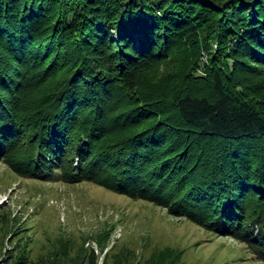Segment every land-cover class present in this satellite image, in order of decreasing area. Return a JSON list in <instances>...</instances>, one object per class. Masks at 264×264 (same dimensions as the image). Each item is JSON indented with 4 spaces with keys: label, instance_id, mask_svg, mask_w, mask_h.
I'll return each mask as SVG.
<instances>
[{
    "label": "trees",
    "instance_id": "1",
    "mask_svg": "<svg viewBox=\"0 0 264 264\" xmlns=\"http://www.w3.org/2000/svg\"><path fill=\"white\" fill-rule=\"evenodd\" d=\"M0 161L167 207L264 262V0H0Z\"/></svg>",
    "mask_w": 264,
    "mask_h": 264
},
{
    "label": "rangeland",
    "instance_id": "2",
    "mask_svg": "<svg viewBox=\"0 0 264 264\" xmlns=\"http://www.w3.org/2000/svg\"><path fill=\"white\" fill-rule=\"evenodd\" d=\"M166 249L177 264H264L167 207L92 182L25 178L0 161V264H144Z\"/></svg>",
    "mask_w": 264,
    "mask_h": 264
}]
</instances>
